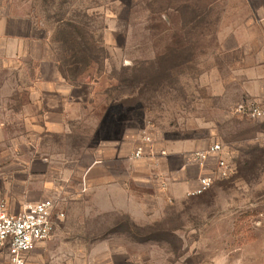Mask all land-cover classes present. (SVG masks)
Segmentation results:
<instances>
[{
    "label": "rangeland",
    "instance_id": "rangeland-1",
    "mask_svg": "<svg viewBox=\"0 0 264 264\" xmlns=\"http://www.w3.org/2000/svg\"><path fill=\"white\" fill-rule=\"evenodd\" d=\"M209 1L5 0L46 35L47 57L85 102L65 135L47 137L68 170L55 200L68 219L32 264H264V122L209 108L191 95L203 77L178 73L189 67L179 42L195 33L185 6ZM145 133L166 147L219 142L231 172L202 195L171 197L158 160L129 158Z\"/></svg>",
    "mask_w": 264,
    "mask_h": 264
},
{
    "label": "crops",
    "instance_id": "crops-1",
    "mask_svg": "<svg viewBox=\"0 0 264 264\" xmlns=\"http://www.w3.org/2000/svg\"><path fill=\"white\" fill-rule=\"evenodd\" d=\"M183 9L173 8V15ZM185 9L191 13L187 23L195 33L179 42L187 45L189 67L178 73L203 77L201 89L191 87V95L199 93L198 101H206L209 108L212 102H220V110L234 109L245 99L264 107V0H210L202 8L188 5ZM124 42L107 39L104 44L115 49ZM65 83L57 60L47 57L46 35L29 15L15 13L0 0V201L6 202L11 213L64 194L68 170L64 171L61 161L56 164V153L46 141L51 135H65L70 121L77 120L70 110L85 104L74 93L78 87ZM216 143L192 150L183 143L166 147L141 139L137 147L143 148L140 159L158 160L164 166L159 170L164 189L180 199L198 186L201 176L212 173L216 156L202 168L195 152ZM136 148L129 153L132 160ZM97 155L95 165H100L105 154L99 150ZM221 155L225 157L224 149ZM83 186L88 188L87 182ZM60 210L64 218L52 238L68 219ZM227 259L225 264L243 263L241 257Z\"/></svg>",
    "mask_w": 264,
    "mask_h": 264
},
{
    "label": "built area",
    "instance_id": "built-area-1",
    "mask_svg": "<svg viewBox=\"0 0 264 264\" xmlns=\"http://www.w3.org/2000/svg\"><path fill=\"white\" fill-rule=\"evenodd\" d=\"M237 115L254 121L264 122V107L257 100L245 99L233 109ZM143 142H150L151 137L145 133ZM223 146L219 143L208 149L198 150L195 156L198 165L204 168L212 156H216L215 167L211 174L201 176L196 188L187 193L195 197L206 193L216 179L226 178L231 172L229 161L221 155ZM143 148H136L133 157L140 159ZM64 218L54 199H43L28 204L18 213L8 211L6 202L0 201V264H32L31 255L54 235L58 221ZM264 221V213L260 214ZM261 220L256 224L260 225Z\"/></svg>",
    "mask_w": 264,
    "mask_h": 264
},
{
    "label": "trees",
    "instance_id": "trees-1",
    "mask_svg": "<svg viewBox=\"0 0 264 264\" xmlns=\"http://www.w3.org/2000/svg\"><path fill=\"white\" fill-rule=\"evenodd\" d=\"M78 29V28H77ZM79 30V29H78ZM78 33H79V31H78ZM98 44V42L96 43V42H92V46H94V45H97ZM62 71V70H61Z\"/></svg>",
    "mask_w": 264,
    "mask_h": 264
}]
</instances>
